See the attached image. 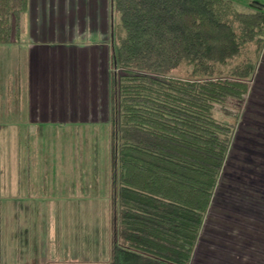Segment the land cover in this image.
Returning <instances> with one entry per match:
<instances>
[{
    "label": "trees",
    "instance_id": "16d2710c",
    "mask_svg": "<svg viewBox=\"0 0 264 264\" xmlns=\"http://www.w3.org/2000/svg\"><path fill=\"white\" fill-rule=\"evenodd\" d=\"M27 5L0 0V45L17 41ZM113 7L124 32L113 51L115 264H191L236 131L214 114L237 120L264 12H238L227 0ZM181 65L189 78L170 75Z\"/></svg>",
    "mask_w": 264,
    "mask_h": 264
},
{
    "label": "rangeland",
    "instance_id": "374dc122",
    "mask_svg": "<svg viewBox=\"0 0 264 264\" xmlns=\"http://www.w3.org/2000/svg\"><path fill=\"white\" fill-rule=\"evenodd\" d=\"M227 1L242 13H255L259 8L262 11L264 9L263 6L250 5L251 2L264 5V0ZM114 14L112 25L117 45L124 32L120 28L118 14ZM263 49L264 34L260 45L250 44L248 49L254 64L247 80L252 92L255 84H258L253 76ZM13 61L12 51L4 53L0 49V96L4 95L7 87L10 95L6 100L0 97V121H3V124L0 123V264H115L116 96L113 94L108 119L104 124H89L81 128L55 124L49 128L48 125H32L29 122L10 124L7 121L12 119L10 114L15 103ZM170 75L187 79L190 68L181 65ZM2 101L4 105H11L10 110L2 108ZM246 106L247 98L239 109L237 120L222 114L220 110L214 114L219 121L233 124L236 130L215 197L217 204L225 203L232 207L234 212H230L229 217L233 219L236 218L235 206L239 204L236 202L239 201V166L244 168L243 174H247L248 178H242V181L246 182L243 186L249 192H253L252 188H257L259 180L264 178V146L251 148L254 130L247 124L251 115L243 113ZM239 123L242 126L240 128ZM259 140V143L264 144V140ZM29 168L31 180L26 179L27 173L24 171ZM18 170L26 175L19 180L14 179ZM30 182L33 185L31 189L29 186L31 196H28L26 187ZM257 197L256 194H249L246 201L249 203ZM210 216L209 229L212 228L223 238L219 241L209 237L211 254L203 256L197 252L192 264L250 262L239 258L241 250L236 219L234 223L231 220L221 222L219 216L211 213ZM202 238L205 239V235ZM219 245L223 246V253ZM257 261L258 264L260 261L264 263V259Z\"/></svg>",
    "mask_w": 264,
    "mask_h": 264
},
{
    "label": "crops",
    "instance_id": "0c3cea01",
    "mask_svg": "<svg viewBox=\"0 0 264 264\" xmlns=\"http://www.w3.org/2000/svg\"><path fill=\"white\" fill-rule=\"evenodd\" d=\"M254 3L264 7L262 3ZM112 13L114 16L113 0H28L27 10L19 20L17 41L0 48L4 53L12 51L14 59L15 103L10 114L12 119H8V123L29 122L32 125H48L49 128L54 124L81 128L107 121L110 101L115 95L113 51L116 42ZM254 73L253 78L258 84H255L253 92L249 90L247 106L243 112L251 115L247 123L254 130L251 134V148L264 146L259 143L260 138L264 140V49ZM7 88L4 95L0 96L3 100L10 97ZM1 104L2 108L10 110L11 105H4L3 101ZM0 123L3 124V121ZM243 170L239 166L241 186L237 189L239 201H236L239 204L234 205L237 210L236 224H239V258L251 260L245 264H255L257 259H264V178L259 180L257 188H252L253 192H249L243 186L246 182L242 178H248ZM20 171H17L14 179L19 180L27 175L26 179L31 180L30 168L24 170L26 175ZM32 185L31 182L27 184L28 196H31L29 186L31 189ZM249 194H256L259 198L248 203L246 199ZM216 195L215 192L191 264L196 255L211 254L209 237L219 241L223 238L212 228L209 229L210 213L219 216L221 222H235L233 217H229L230 212H234L232 207L225 203L217 204ZM212 208L214 211H211ZM202 235L206 238L203 239ZM219 247L223 253V246ZM259 264L264 263L260 261Z\"/></svg>",
    "mask_w": 264,
    "mask_h": 264
}]
</instances>
